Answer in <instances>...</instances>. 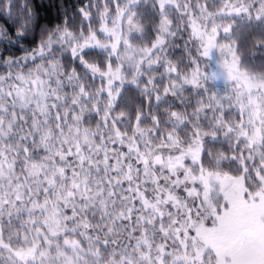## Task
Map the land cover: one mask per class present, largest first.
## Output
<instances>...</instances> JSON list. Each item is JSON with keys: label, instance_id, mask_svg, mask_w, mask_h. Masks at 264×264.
I'll list each match as a JSON object with an SVG mask.
<instances>
[{"label": "snow or ice", "instance_id": "6c2138e0", "mask_svg": "<svg viewBox=\"0 0 264 264\" xmlns=\"http://www.w3.org/2000/svg\"><path fill=\"white\" fill-rule=\"evenodd\" d=\"M0 8V264H264V0Z\"/></svg>", "mask_w": 264, "mask_h": 264}, {"label": "trees", "instance_id": "16d2710c", "mask_svg": "<svg viewBox=\"0 0 264 264\" xmlns=\"http://www.w3.org/2000/svg\"><path fill=\"white\" fill-rule=\"evenodd\" d=\"M92 2L95 3L96 0H92ZM20 3H24V0H20ZM30 3L37 11L42 27L53 28L68 22L70 27L76 28L81 21L77 20V23L73 24L71 22L72 18L77 16L80 6L89 4V0H30ZM93 14H95V9H93ZM5 21H7V24ZM14 24V20H9L4 14V10L0 8V27H4L13 39L15 38V32L12 30ZM93 27H96V25L94 24ZM30 47H35L34 37L32 35L24 38V42L20 47L15 46V44H10L6 39H0V58H3L5 55L19 58L23 55V49ZM180 51L178 48L173 49L171 50V55L176 56ZM101 58L102 54L90 57L93 60H99ZM2 70L3 68L0 67V72Z\"/></svg>", "mask_w": 264, "mask_h": 264}, {"label": "rangeland", "instance_id": "374dc122", "mask_svg": "<svg viewBox=\"0 0 264 264\" xmlns=\"http://www.w3.org/2000/svg\"><path fill=\"white\" fill-rule=\"evenodd\" d=\"M258 57H260V56H257L256 59H255V63L257 64V66H259V64H261V61L259 62V58ZM126 87H128V86H126Z\"/></svg>", "mask_w": 264, "mask_h": 264}, {"label": "flooded vegetation", "instance_id": "af4514ba", "mask_svg": "<svg viewBox=\"0 0 264 264\" xmlns=\"http://www.w3.org/2000/svg\"><path fill=\"white\" fill-rule=\"evenodd\" d=\"M257 56H259V54H257ZM259 58V62L261 61V58L260 57H258ZM260 65V64H259Z\"/></svg>", "mask_w": 264, "mask_h": 264}]
</instances>
